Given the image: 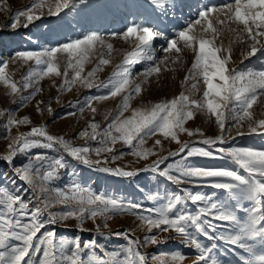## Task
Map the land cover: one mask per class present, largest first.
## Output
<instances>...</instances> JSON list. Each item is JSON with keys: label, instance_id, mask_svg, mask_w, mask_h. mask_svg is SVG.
Masks as SVG:
<instances>
[{"label": "rangeland", "instance_id": "1", "mask_svg": "<svg viewBox=\"0 0 264 264\" xmlns=\"http://www.w3.org/2000/svg\"><path fill=\"white\" fill-rule=\"evenodd\" d=\"M41 2L42 0H0V29H3V31H0V61L8 62L5 72L9 78V83H16L18 88V91L13 93L3 82H0V111H5V116L0 117V200L6 198L5 193L21 196L25 201L31 199L32 203L29 206L31 210L36 205L35 195H39L41 200L45 199V193L37 191L34 194L26 182L16 179L13 176V167L7 165L3 161V157L9 153L8 146L15 137L30 132L32 127L46 126L49 134L62 136L64 139L70 140L75 147L87 146L93 149L89 154L90 159H101L102 161L107 159L109 161V163L102 166L120 167L126 171L149 170L140 171L138 175L131 178H124L104 173L95 165L91 167L84 165L62 150L54 151L35 147L28 150L27 153L18 154L14 159V164L30 167H39L43 163L32 160L36 153L46 154L49 160L63 155L67 166L58 170L55 179L43 180V174L47 168H41L39 175L36 177L37 181L48 188L53 196L56 189L71 195L70 188L67 186L78 183L81 187L90 188L95 194L103 193L120 197L126 202L130 201L134 204L143 205L145 209L143 213H139L138 210H130L113 216L107 221V229L103 228L104 221L101 217H97L95 220L88 219L82 226L74 218L58 222L55 225L46 224V227L37 234V238L44 231L54 228L57 238L71 239L79 235L83 246V241L92 239L93 234H96L97 243L103 244L109 253L113 251L120 252V256L116 258L117 261H120L127 256V240L115 236L105 239L104 236L97 233V226L99 225L100 231L105 234L117 231L123 232L127 229L130 231L132 239L139 240L141 243L145 236L150 235H156L161 241H165L157 245L148 244L139 248L140 253L147 257L148 264H158V262L151 259L154 254H165L169 259V264H172L170 256L175 255L177 252L185 255V259L180 261L179 264H202L198 261L199 251L193 246H186L182 242L181 236L175 233L173 229L162 232L153 228L149 232L147 223L142 221L139 215H149L146 210L165 206L170 198H174L175 194L184 196L183 190L187 189L193 194L203 193L211 196L222 209L231 212L236 217L237 224H243L247 220V209L254 205L253 193L248 183L232 181L231 178H212L233 185L230 189L223 190L211 186H195L192 183L175 184L159 175V171L172 164L173 169L169 170L170 174L179 176L176 168L187 164L193 167L234 170L247 179L248 174L226 153H217L221 157L219 159L199 156L188 157L181 164H177V162L181 161V158L186 155L187 149L178 156L169 155V153L178 152L181 144L185 142L189 143L190 146L208 149L209 146L199 143V141L221 135L215 118L207 115L205 111L196 110L194 118L186 121L184 127L193 132L199 129L204 135L189 136L187 132H180L178 133L179 143L171 140L170 137L164 138L159 133L145 137L144 143L137 150L151 149L155 154L148 156L147 159L132 155V149L124 145L122 141L118 140L115 144H112L103 134L107 130V124L119 113L124 96L130 91L132 92V98L129 101L130 108L124 112L122 118L131 116L133 109L150 108L158 102L178 97L182 92L188 95L190 100L202 101L205 89L202 78L198 77L185 82V77L189 75V70L194 62L195 53L193 50L186 48L182 41L179 42L177 46L181 48V52L177 59L175 52L165 53L162 48L167 46L169 39H177L175 32L183 30L190 21L194 22L198 11L205 6H222L225 4L234 6L235 0H182V5L187 6L178 8L175 17L172 16L171 12L168 13L167 17L160 15L152 8L148 0H78L74 7L70 5L69 9L62 10L59 15H49V3H51L54 10L55 0H43L42 8L33 9L34 14L40 15L41 19L33 21L28 27H23L25 20L21 18L20 25L16 29L13 30L8 27L15 12ZM157 11L163 10L158 9ZM217 17L225 22L217 24ZM212 19L214 27L218 29L214 46L222 47V51L218 53L221 56L226 55L230 50L231 60L228 64L230 69H264V36L257 37L258 43L252 41L247 32L244 31V26L234 20L227 19L225 13H212ZM131 22H144L148 26L156 27L165 32L164 36H158L151 42V52L149 54L153 55L154 59H144L126 65L125 68L130 82L125 92L103 101L93 100L91 107H88L84 103L86 98L102 95L108 89L97 87L88 89L81 81L87 78L89 72L97 69L91 78L93 83L109 82L114 77L115 72L124 71V69L118 68V65L123 64L124 58L137 51L139 41L135 37L124 39L122 36L113 37L109 35L112 32H122ZM202 30L201 25H196L194 28L195 33H201ZM257 31L264 32V29L257 30L253 26V32ZM89 32L104 34V45L102 46L99 43L96 45L88 60L84 63L81 77L70 86L64 85V72L67 71L69 80L75 73L73 69L66 68L67 54H57L61 74L59 76L50 74L44 77L35 75V73L42 70L44 65H36L35 60L25 61L14 57L17 51H43L70 39L82 38ZM205 38H211V34H205ZM108 43L113 45L111 52L106 47ZM254 43L260 51L253 56H248ZM101 58L107 59L109 63L100 65ZM150 66H158L160 71L145 77L142 73ZM29 73H33V75H29ZM197 81L198 90H193L191 85L197 83ZM25 82L30 84L27 89L23 87ZM137 84L142 89L138 95L133 91ZM37 88L40 90L36 91ZM33 92H35V95L30 100L24 103L21 102L20 98L22 96H30ZM40 101L43 102L40 104V108L43 109L42 112L37 111V102ZM77 101L80 103L77 104ZM49 106L51 112L48 111ZM81 107H83V111H81ZM91 108H95L96 112L93 113ZM250 111L252 114L251 120L246 118L239 123L231 118L226 120L225 141L223 144L217 143L212 146L214 152L217 148L229 149L232 147L264 150V129L259 128L256 123L259 119H264V96H258L257 102L253 104ZM65 112L74 114L61 119L60 117H63ZM8 113H11L16 119L28 116L31 123L6 128ZM91 123L100 125L96 130L97 140L95 141L91 139L93 133V130L89 127ZM250 124L257 126V132H249ZM82 131H87L89 135L80 137L79 133ZM238 133L244 134L239 135ZM157 139L161 141L159 145L155 143ZM136 143L134 141V144ZM97 147H111L113 151L102 153L97 157L94 152ZM122 152L126 154L115 161L111 160L112 155L120 156ZM163 157H167V159L159 165L156 172H153L150 165ZM5 173L10 179L4 178ZM12 179L16 180L15 184L11 182ZM17 188H19V191H17ZM200 207H204L202 202L193 204L191 200H186L182 205H177L169 213V216L175 218L178 213L195 215ZM63 210V206L57 204L48 211L60 213ZM0 211H4L3 205H0ZM152 218H155L154 213ZM38 219L41 222L47 221L49 219L48 212H43ZM201 219L211 220L212 223L218 225L215 232L205 227V231L213 236L234 235L239 231L236 224L214 220L211 214L202 216ZM262 225H264V222H262ZM77 227H82L84 230L77 232ZM161 227L166 226L162 225ZM189 231L196 235L199 242L211 250L207 254L208 264H212L213 261H216L217 264H264V259H261L264 258V234L248 238L246 240L247 247L241 248L230 245L224 240H209L202 234H196L194 227ZM19 243L13 239L9 241V246ZM33 243L35 244V239ZM133 248L135 249L136 246L133 245ZM94 251L104 259H111V256L105 255L100 249ZM89 255V250L83 252L84 257ZM40 258L41 256L38 254L35 260L38 262ZM65 264H69V262H65ZM90 264H96V262L93 261Z\"/></svg>", "mask_w": 264, "mask_h": 264}, {"label": "snow or ice", "instance_id": "2", "mask_svg": "<svg viewBox=\"0 0 264 264\" xmlns=\"http://www.w3.org/2000/svg\"><path fill=\"white\" fill-rule=\"evenodd\" d=\"M77 2L78 0H55L54 10L51 3H49L48 14L59 15L62 10L69 9L70 5L74 7ZM148 2L156 12L165 17H167L169 12L175 17L178 8L187 6L182 5V0H148ZM42 7L43 0L40 4H33L28 8L15 12L8 27L13 30L16 29L20 25L21 18L25 20L22 26L28 27L33 21L42 18L33 12V9ZM158 9H162L163 11H157ZM212 13H225L227 19L242 24L244 31L247 32L248 37L252 41L258 43L257 37L264 36V32H253V26L257 30L264 29V0H235L234 6L232 4L205 6L198 11L194 22L190 21L183 30L175 32L177 39H169L167 46L162 48V51L165 53L175 52L177 59L181 52V48L177 46L179 42L182 41L186 48L193 50L195 53L194 62L189 70V75L185 77V82L190 79H197L198 77L202 78L205 86L202 101L190 100L189 96L182 92L178 97L158 102L150 108L133 109L131 116L122 118L124 112L130 108L129 101L132 98V92L130 91L124 96L119 113L107 124V130L103 134L112 144H115L118 140L122 141L124 145L132 149V155L137 158L147 159L148 156L155 154L151 149L137 150L144 143L145 137L159 133L164 138L170 137L171 140L179 143L178 133L180 132H187L189 136L196 134L200 136L204 135L199 129L193 132L184 127L186 121L194 118L196 110L205 111L207 115L215 118L221 135L216 138L208 137L199 141V143L209 146L208 149L190 146L189 143L185 142L181 144L178 152L169 153V155L178 156L187 149L186 155L181 158V161L177 162V164H181L188 157L199 156L219 159L221 157L217 153H226L248 174L247 179L234 170L193 167L187 164L176 168L179 176L170 174L169 170L173 169L172 164H169L164 170L159 171V175L175 184L192 183L195 186H211L223 190H228L233 185L229 182H221L212 178H231L232 181L248 183L253 193L254 205L247 209V220L243 224H237L236 217L231 212L222 209L211 196L203 193L193 194L187 189L183 190L184 196L175 194L174 198H170L165 206L146 210L149 215H139V218L147 223L149 232L153 228L159 229L162 232L173 229L175 233L181 236L182 242L186 246H193L199 251L198 261L202 262V264H208L207 254L211 250L199 242L196 235L189 231L193 227L196 234H202L209 240L220 239L230 245L241 248L247 247L246 240L248 238L264 234V225H262V222H264V182H262L264 181V150H254L249 147L217 148L215 152L212 150V146L217 143L223 144L225 141L224 130L227 119H235L237 123L246 118L248 120L252 119L250 110L253 104L257 102L258 96H264V69L237 70L228 67L231 60L230 50L226 55L221 56L218 53L222 51V47L214 46V39L218 33V29L213 25ZM224 22L217 17V24H223ZM196 25L202 26L203 30L201 33L194 32ZM0 31H3V29H0ZM164 34L165 32L156 27L148 26L144 22H131L122 32L110 33L109 35L113 37L122 36L124 39L135 37L139 41L137 51L130 53L124 58L123 64L118 65V68L124 69V71L115 72L114 77L107 83L94 84L91 78L97 69L89 72L87 78L81 81L83 85L88 89L97 87L106 88L108 91L102 95L88 97L84 103L88 107H91L93 100L103 101L125 92L130 82L125 66L143 61L144 59L153 60L154 56L149 54L151 52V42L154 38L164 36ZM205 34H211V38H205ZM98 43L102 46L104 45V34L89 32L82 38L70 39L43 51H17L14 57L25 61L35 60L36 65H44L40 72L35 73L37 76L44 77L50 74L59 76L61 73L58 67L57 54H67L66 68L73 69L75 73L71 80H69L67 71L64 72V85L70 86L81 77L84 63L88 60L89 55ZM106 47L111 52L113 45L108 43ZM258 51L260 49L254 43L248 56H253ZM7 63V61H0V65H2L0 66V82H3L13 93H16L18 91L17 84L9 83V78L5 72ZM108 63L109 61L103 58L99 61L100 65ZM159 71L158 66H150L142 74L147 77ZM29 75H33V73H29ZM29 86L30 84L27 82L23 85L25 89ZM191 87L193 90H198V81L197 83H193ZM39 90V88L36 89V91ZM141 90L140 85L137 84L133 91L138 95L141 93ZM34 95L35 92L30 96H22L20 98L21 102H27ZM41 103L43 102H37V111L42 112L43 109L40 108ZM76 103L79 104L80 102L77 101ZM48 111L51 112L50 106L48 107ZM81 111H83V107H81ZM91 111L95 113L96 109L91 108ZM73 114L72 112H65L63 117L60 118L63 119ZM4 116L5 111H0V117ZM29 123L31 121L28 116L16 119L11 113H8L5 127L10 128L13 125H27ZM256 123L259 128L264 129V119H259ZM257 126L250 124L249 132H257ZM89 127L93 130L91 139L93 141L97 140L96 130L100 125L91 123ZM238 134L243 135L244 133ZM88 135L87 131L79 133L80 137H87ZM134 141L137 143L134 144ZM155 143L159 145L161 141L157 139ZM8 147L10 151L3 157V161L10 167H13V176L20 181L26 182L34 194L38 191L46 195L43 200H41L39 195H35L36 205L31 210L29 207L32 203L31 199L25 201L21 196L5 193L6 198L0 200V205H3L4 209V211H0V264H65V262H69V264H90L93 261L96 264H148L147 257L140 253L139 248L148 244L157 245L165 242L161 241L156 235H150L145 236L141 243L139 240L132 239L131 233L127 229L123 232L117 231L105 234L100 231V226L98 225L97 233L104 236L105 239L115 236L116 238L123 237L127 240V256L117 261L116 258L120 256V252L113 251L109 253L103 244L97 243L96 234H93L92 239L83 241V246L81 245V237L79 235L71 239L57 238L54 228L44 231L37 238V234L41 232V229L46 227V224L55 225L58 222L74 218L82 226L88 219L95 220L97 217H101L104 221L103 228L107 229V221L113 216L130 210H138L139 213H143L145 209L143 205L134 204L130 201L126 202L120 197L105 195L103 193L95 194L90 188L81 187L78 183L67 186L70 188L71 195L60 189H56L53 196L48 188L42 186L37 181L36 177L39 175L41 168H47L43 174V180L49 181L55 179L58 170L67 166L63 155L49 160L46 154L36 153L32 157V160L43 163L39 167H30L23 165L16 166L14 164V159L18 154L27 153L28 150L35 147L54 151L62 150L74 160L84 165L90 167L95 165L104 173L124 178L134 177L140 171H147L149 169L126 171L120 167L102 166L109 163V161L107 159L103 161L101 159H90L89 154L93 149L87 146L75 147L70 140H66L62 136L49 134L46 126L32 127L30 132L15 137ZM112 151L111 147H97L94 149L97 157L102 153H111ZM125 154L122 152L120 156L112 155L111 160L115 161ZM165 159L167 157L156 161L150 165V169L156 172L159 165ZM4 178L10 179L7 173L4 174ZM11 182L15 184L16 180L12 179ZM25 190L27 191L28 189ZM17 191H19V188H17ZM186 200H191L193 204L202 202L204 207H200L198 213L195 215L178 213L175 218H170L169 213L177 205H182ZM57 204L63 206L64 210L62 212L55 213L48 211ZM43 212H48L49 216V219L45 222H41L38 219ZM153 213L155 218H152ZM210 214L214 220L236 224L239 231L234 235L229 234L227 236L210 235L208 231H205V227L215 232L218 225L212 223L211 220L201 219L202 216ZM162 225L166 227L162 228ZM83 230L82 227H77L76 229L77 232ZM13 239L20 243L9 246V241ZM34 239L35 244L33 243ZM133 245L136 246L135 249ZM95 249H100L105 255L111 256V259H104V257L96 254ZM85 250L90 251V255L87 257L83 256ZM38 254L41 258L37 262L35 257ZM151 259L158 262V264H169V259L165 254H154ZM184 259L185 255L179 252L170 256L172 264H179ZM212 264H217V262L213 261Z\"/></svg>", "mask_w": 264, "mask_h": 264}]
</instances>
